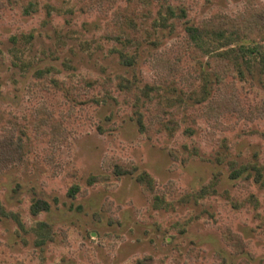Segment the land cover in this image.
I'll return each mask as SVG.
<instances>
[{
  "label": "rangeland",
  "instance_id": "1",
  "mask_svg": "<svg viewBox=\"0 0 264 264\" xmlns=\"http://www.w3.org/2000/svg\"><path fill=\"white\" fill-rule=\"evenodd\" d=\"M0 2V114L22 124L45 107L68 133L50 145L29 127L22 160L1 171L0 264H264V45L203 37L232 53L218 85L185 44L204 20L264 13V0ZM124 9L131 42L108 34ZM115 159L148 171L152 191L115 176Z\"/></svg>",
  "mask_w": 264,
  "mask_h": 264
},
{
  "label": "trees",
  "instance_id": "2",
  "mask_svg": "<svg viewBox=\"0 0 264 264\" xmlns=\"http://www.w3.org/2000/svg\"><path fill=\"white\" fill-rule=\"evenodd\" d=\"M2 8V2H0V9ZM131 16L130 9L122 10L114 15V18L110 24L108 34L113 40L117 42H131L137 38V32L134 25L129 21ZM187 33L186 47L193 49L191 53H200L201 55L208 56L207 61L208 68L212 71L216 78L218 85L223 84L224 80L230 74H234V66L231 64L230 58L232 53L229 51L211 53L205 51L203 41L208 37L209 39H217L221 47L230 46L238 39L250 40L256 44L264 45V13L261 11L249 12L247 16L230 17L227 15H216L208 18L200 23L195 28H190ZM243 49V47L241 48ZM251 52H256L253 49ZM259 54V53H250ZM261 54V53H260ZM164 62L165 66L169 68V75L164 76V83L171 85L169 79L173 76L174 71L177 69L176 64L169 63L170 59L159 60ZM154 89L155 87H151ZM31 119L21 122L11 114L1 113L2 126L5 132L0 139V173L1 171L14 166L20 162L23 158L25 148V136L29 127L33 128L39 136L44 137V141L50 145H54L57 139V134L62 136V139L68 134L67 129L63 125V121L57 119L55 114L45 107L37 108L32 111ZM142 117V116H141ZM162 122V121H161ZM160 122V123H161ZM9 124L13 125V128H8ZM139 126L143 130L146 128L145 123L140 118ZM18 133V135H17ZM111 168L112 173L117 177L131 176L144 188L145 191H152L154 187V179L152 175L142 170L138 165L134 163L124 162L119 159L112 160ZM110 162V161H109ZM255 168V167H253ZM257 175L261 177V171L255 169ZM241 175V174H240ZM239 175V176H240ZM234 178L237 176L233 175ZM238 176V177H239ZM258 178V180H259ZM99 180V177H94L90 180L91 183ZM163 199L156 198L157 202H161ZM3 205L0 203V214H3ZM34 213L37 215L43 211H49V206L46 203L33 205ZM38 228L45 226V223H38ZM223 238L225 242L231 246L236 253H242L244 251V244L241 238L233 233L231 229H225ZM148 264V263H140Z\"/></svg>",
  "mask_w": 264,
  "mask_h": 264
}]
</instances>
